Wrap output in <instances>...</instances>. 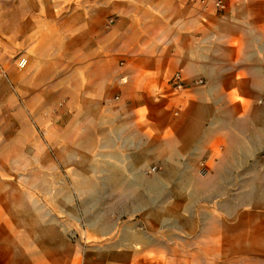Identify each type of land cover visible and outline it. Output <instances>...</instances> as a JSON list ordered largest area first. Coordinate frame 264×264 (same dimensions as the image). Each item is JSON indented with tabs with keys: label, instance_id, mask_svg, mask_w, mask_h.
I'll list each match as a JSON object with an SVG mask.
<instances>
[{
	"label": "crops",
	"instance_id": "1",
	"mask_svg": "<svg viewBox=\"0 0 264 264\" xmlns=\"http://www.w3.org/2000/svg\"><path fill=\"white\" fill-rule=\"evenodd\" d=\"M223 1L0 0V54L20 68L0 152L29 158L22 101L44 103L29 159L48 185L45 201L27 186L43 209H17L6 176L23 169L0 163V264H264V209L245 206L264 176V0ZM11 100L3 84L0 108ZM86 167L110 205L85 227L56 221L54 182Z\"/></svg>",
	"mask_w": 264,
	"mask_h": 264
},
{
	"label": "rangeland",
	"instance_id": "2",
	"mask_svg": "<svg viewBox=\"0 0 264 264\" xmlns=\"http://www.w3.org/2000/svg\"><path fill=\"white\" fill-rule=\"evenodd\" d=\"M7 57L10 58V61L7 62V64H5L3 55L0 54V93H1L2 85L5 84L9 87V91L12 97L11 101H7L4 104V106L0 108L2 110L0 115L5 116L6 119H8V117H10L9 114H13L14 111V102H13L14 93H15L14 72L17 70L20 71L16 56L7 55ZM70 62H72V60ZM65 65L66 66L62 68L63 70L61 69L63 72H66L68 70L66 69V67L69 65V62L66 61ZM61 70L55 69L56 76L59 73L60 74L63 73ZM25 76L26 75H24L23 77ZM39 104L44 106V103L41 102H34V104H31L28 103L27 101L24 100L22 101L23 122H24L23 123L24 142L22 144V151L23 154L25 156L27 155L29 158L31 156L37 158L36 155L40 157L35 145L37 139H39L42 142L46 141V122L44 120V123H37L34 116V109H36V107ZM262 131H263L262 143L264 146V128ZM92 137L93 139L91 140V142L94 144L95 138L93 135ZM2 155L3 154H1L0 152V163L6 165L7 163L5 160V156L2 157ZM7 157L8 160L11 158L10 152L7 154ZM261 157L264 160V150L261 153ZM29 158L24 157L22 159L20 156H15L14 163H12V166L9 165V163L8 165H6V171H8L6 173L8 174H11L9 171L23 169V172H20L19 175L16 174L14 177L6 176V181L8 182L7 186H11L14 190V197H15L14 206H16L17 209H43L41 199H39L36 196L40 197L42 193L44 195L43 201H45L46 199L45 195L47 194L48 191V185H46L47 182L37 181L36 175L38 172L31 165L30 162L31 159ZM38 162L40 161L38 160L36 164H38ZM209 168L210 167L207 165V162L203 160L202 163L199 165V173L205 176L208 174ZM253 169H257L256 166L249 164L246 166V170L248 171ZM259 171H261L260 168H258V173ZM86 172H88V167L85 168L84 172H81L79 174L81 176L77 177L75 183H72L70 181L54 182L53 192H54L55 201L58 202L60 205H62V203H65L66 204L65 208L68 210V212L66 213L56 214V221L63 222L65 220L66 222H70L72 225L79 226L78 224H80L81 226L85 227V224L88 223L90 219H94V217L96 216V214L94 213V209H99L100 207H106L110 205L111 202L110 183H107L108 187L106 186L107 188L106 190L104 189L105 191L103 193L100 192L99 195L95 196L91 192L95 191L97 184L95 183V181H93V179L90 176H88ZM262 172H264V168ZM260 177L262 180H257L256 182H248L247 190H246L247 191L246 199H252L254 201V204L252 205H245L248 207V209H264L262 208L264 207V176L261 175ZM13 178L16 180L12 181ZM85 179L86 181L88 179L86 184L83 181ZM87 185H89L90 188H88ZM27 186H32V187L37 186L39 188V190L37 191L32 190L36 196L30 191L29 188H27ZM50 189L51 188H49V190ZM27 200L31 201L30 206H27ZM90 211L92 213H90Z\"/></svg>",
	"mask_w": 264,
	"mask_h": 264
},
{
	"label": "built area",
	"instance_id": "3",
	"mask_svg": "<svg viewBox=\"0 0 264 264\" xmlns=\"http://www.w3.org/2000/svg\"><path fill=\"white\" fill-rule=\"evenodd\" d=\"M192 3H200L204 6H207L210 2L213 3L214 7L216 9H223L225 8V3L223 0H190ZM110 23H113V19H110ZM26 61L21 60L20 65L25 66ZM197 84H203L204 79H199L196 81ZM171 83L174 87V89L178 92L183 91L186 88V82L184 80L183 73L181 71H176L171 79ZM159 167L157 165L152 166L149 170L148 173H155L157 172Z\"/></svg>",
	"mask_w": 264,
	"mask_h": 264
},
{
	"label": "bare ground",
	"instance_id": "4",
	"mask_svg": "<svg viewBox=\"0 0 264 264\" xmlns=\"http://www.w3.org/2000/svg\"><path fill=\"white\" fill-rule=\"evenodd\" d=\"M126 82V81H125ZM149 159V158H148Z\"/></svg>",
	"mask_w": 264,
	"mask_h": 264
}]
</instances>
